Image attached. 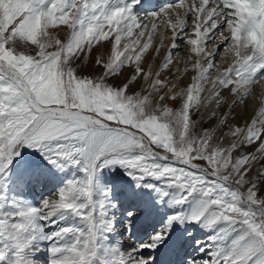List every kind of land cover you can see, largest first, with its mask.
Returning a JSON list of instances; mask_svg holds the SVG:
<instances>
[{"label":"snow or ice","instance_id":"1","mask_svg":"<svg viewBox=\"0 0 264 264\" xmlns=\"http://www.w3.org/2000/svg\"><path fill=\"white\" fill-rule=\"evenodd\" d=\"M137 2L0 0V261L11 250L13 264H39V245L47 243L49 264H155L145 249L167 246L175 225L194 222L212 235L201 247L206 257H189L185 264H264V101L244 126L232 123L236 107L264 85V0H171L149 14L150 29L133 12ZM162 23L172 43L153 72L143 61ZM61 26L69 30L65 39L51 31ZM102 41L111 45L107 59L101 53L95 61L102 71L82 75L78 62ZM181 45L197 57V75L177 91L162 73ZM226 57L232 62L219 72L216 62ZM137 85L140 91H133ZM224 91L237 98L228 104ZM24 148L83 176H73L39 207L7 212L14 161L47 178L40 164L17 160ZM118 167L138 188L158 191L159 202L170 197L192 210L176 212L139 245L131 233L138 211H129L127 246L123 238L109 243L117 231L116 204L97 177ZM69 217L80 224L61 226Z\"/></svg>","mask_w":264,"mask_h":264},{"label":"rangeland","instance_id":"2","mask_svg":"<svg viewBox=\"0 0 264 264\" xmlns=\"http://www.w3.org/2000/svg\"><path fill=\"white\" fill-rule=\"evenodd\" d=\"M131 0H128L130 2ZM134 9V8H133ZM142 10H133L135 14L139 17L146 19L149 23V29L151 28V22L153 18L148 19L149 14L154 13L151 11H140ZM148 12V13H147ZM146 15V16H144ZM174 20L175 17L173 16ZM151 21V22H150ZM53 35H59L61 39H65L68 35L69 30L65 26H61L58 29H52ZM166 36L164 40L163 47L159 49V55H156V48L159 46L161 37ZM132 39H135L133 37ZM147 39V33L144 37V40ZM125 42H130L122 40V44ZM144 41L142 40L141 43ZM172 43V32L171 30H165L164 24L162 23L157 34L154 38L153 44L146 54V58L143 61V66L147 70L149 65H152L153 72L159 70L163 61L165 60L170 46ZM101 44L104 46L96 45L90 55L85 56L82 61L78 62L81 65V74L95 76L98 75L102 69L95 66L96 59L103 53V59H107L109 54V49L111 47L110 43L102 41ZM182 51L174 53V63L170 68L162 73V78L167 79L171 83L177 85V91L189 86L192 83V77L197 75V72L192 69V65L195 63L196 56L195 54L190 53L189 48L181 45ZM210 47H214L211 46ZM191 56L189 60L188 57ZM230 62L220 63V60L216 62L217 69L219 72H223L227 67L230 66ZM185 66L189 69L187 73H184ZM179 70V71H178ZM128 73L124 75H129ZM217 72H213V78L217 75ZM113 84L121 83L119 79H113L109 81ZM140 85H137L133 91H140ZM210 87V85H209ZM206 94V93H205ZM227 98L228 104L236 99L237 97L232 96L229 91H224L222 93ZM264 101V85L259 86L253 89L252 95L248 97L243 104L238 105L235 109V112L232 114L233 119L232 123L234 125L239 124L244 126L245 122L254 117L258 112V109L261 105V102ZM165 103L173 109H178L180 107L179 101L167 100ZM227 106L221 108L220 111H226ZM207 122L205 121V124ZM235 155V154H234ZM27 160L33 163H38L42 167L47 169V178L41 179L35 175H31L30 171L22 165L13 162V166L7 177L8 187H7V197L8 204L6 211L7 212H16L22 206H34L39 207L41 202L53 196L58 189L63 187L65 183L73 178L82 177L83 173L79 171L76 167H71L66 170H60L43 159L40 152L37 150L24 148L22 150L21 157H18L17 160ZM195 163L201 164L202 166L206 165L205 161H195ZM33 176V178L28 179ZM24 186L21 187V192L18 191L19 187L22 185L23 181ZM150 182H155L159 185L160 188L174 193L175 189H169L166 185L162 184L159 181L147 180ZM97 182L102 188L112 190V200L116 204L114 214L116 216V229L117 231L111 233L108 237L109 243L116 244L121 241L125 246H127V233L129 230L130 218L128 217L129 211H138L137 216L131 221V233L132 239L135 244L139 245L140 243L146 242L149 236L154 231H159L162 227L165 226L168 218L174 215L176 212L181 211L183 207H177L171 203V198H164L163 202H159L160 194H152L151 191L147 192L146 197L143 196L140 192V188L136 186V181L128 176L124 169L116 168L113 171L111 168L103 169L98 177ZM42 184V186H41ZM31 189L33 190L31 192ZM140 192V193H139ZM142 194V197H141ZM190 205V204H187ZM67 224H80V220L75 217H69L65 221H61V226ZM49 231L56 230L55 227L48 229ZM191 233V236L188 233ZM212 233L205 229L202 225L197 223H184L182 226L180 224L175 225V230L172 233L171 239L167 246L156 250L155 252H150L148 249H145L144 255H155L156 261L155 264H185V260L189 257L191 258H201L206 257V253L201 252V247L206 246L209 243V236ZM202 242L198 244L197 242ZM43 250L36 253L35 259L39 264H49L50 253L48 252V244L44 243L39 245ZM207 251H211L208 249ZM15 259V254L13 251H9L6 254V259L0 261V264H13Z\"/></svg>","mask_w":264,"mask_h":264},{"label":"bare ground","instance_id":"3","mask_svg":"<svg viewBox=\"0 0 264 264\" xmlns=\"http://www.w3.org/2000/svg\"><path fill=\"white\" fill-rule=\"evenodd\" d=\"M160 1H164V0H155V2H156V7L155 8H153V7H150L148 4H147V0H138V2L137 3H135L134 5H133V8L136 10H139V8H141L142 10H140V11H151V12H158V11H160V10H162L163 8H165L171 1L170 0H167V1H164V4H166V3H168L166 6H163V5H160L159 4V2ZM185 2H187V0H185ZM129 3H132V0L129 2ZM133 9V10H134ZM148 13V12H147ZM144 16H146V15H144ZM151 18H153V17H151V16H149L148 17V19H151ZM151 22V21H150ZM231 57H226V58H224V59H221L220 60V63H224L225 61L227 62H230V59ZM145 183H154V184H157V183H155V182H150V181H145ZM158 186H161L162 188H163V186L162 185H159V184H157ZM149 191H151L152 192V194L154 193V194H160L158 191H156L155 189H152V188H140V192H142V194H143V196L144 197H146V194H147V192H149ZM167 191V190H166ZM139 192V193H140ZM142 194H141V197H142ZM166 198H168V197H165V199ZM192 210V205L190 204V205H186L185 207H183L182 208V210L181 211H184V212H190Z\"/></svg>","mask_w":264,"mask_h":264}]
</instances>
